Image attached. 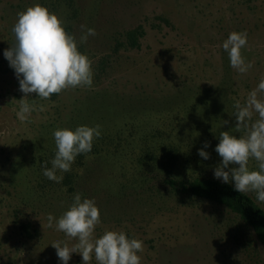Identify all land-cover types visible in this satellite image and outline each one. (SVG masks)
<instances>
[{
    "label": "rangeland",
    "instance_id": "1",
    "mask_svg": "<svg viewBox=\"0 0 264 264\" xmlns=\"http://www.w3.org/2000/svg\"><path fill=\"white\" fill-rule=\"evenodd\" d=\"M36 3L77 40L81 25L95 29L79 45L93 84L48 99L32 93L35 108L21 122L24 94L3 52L14 44L17 13ZM138 27L145 34L133 46L128 32ZM233 31L247 33L245 73L220 46ZM262 77L264 0H0V264H60L51 243L77 241L47 217L62 215L76 192L100 210L94 236L122 230L142 241L140 264H264L263 246L236 213L165 182L214 178L219 133L235 123L233 101L243 103ZM97 124L92 150L76 156L61 182L47 179L53 130ZM205 142L207 160L197 153ZM68 264H82L80 254Z\"/></svg>",
    "mask_w": 264,
    "mask_h": 264
},
{
    "label": "clouds",
    "instance_id": "2",
    "mask_svg": "<svg viewBox=\"0 0 264 264\" xmlns=\"http://www.w3.org/2000/svg\"><path fill=\"white\" fill-rule=\"evenodd\" d=\"M79 40L66 31L63 21L47 7L36 3L17 13L11 32L14 44L3 52L9 67L18 80V90L23 97L18 101L16 118L28 121L35 105L29 102L32 93L36 99H48L69 87L92 86L93 70L91 59L79 50V45L94 36L95 29L81 25ZM247 44V33L230 32L222 41L221 48L227 53L229 66L245 73L251 62L242 55ZM235 123L229 131H220L214 151L221 158L213 169V177L230 184L236 192L255 193L258 202H264V77L251 89L243 103L233 101ZM255 117V118H253ZM228 121H224L227 124ZM240 133L233 134L232 130ZM101 126L78 125L72 128H56L52 132L55 144L51 167L43 168L42 174L57 183L63 173L70 170L79 154L92 150L94 139L101 136ZM209 143L197 149L204 160L210 154L205 151ZM257 163L256 169L248 167L249 160ZM60 175H57V172ZM101 213L94 199L82 198L79 192L59 217L48 214V226L62 231L66 237L75 238L69 247L62 241H54L60 264H68L72 253H79L82 264L95 259L97 264H140L142 241L129 237L124 231L106 230L94 236L95 226L101 223Z\"/></svg>",
    "mask_w": 264,
    "mask_h": 264
},
{
    "label": "trees",
    "instance_id": "3",
    "mask_svg": "<svg viewBox=\"0 0 264 264\" xmlns=\"http://www.w3.org/2000/svg\"><path fill=\"white\" fill-rule=\"evenodd\" d=\"M145 31L138 27L128 32L133 46H138V40ZM165 182L175 190L213 201L236 213L240 220L249 227L257 241L264 248V208L247 193L236 192L230 184L212 177H193L190 179H166ZM29 224H23L27 230Z\"/></svg>",
    "mask_w": 264,
    "mask_h": 264
}]
</instances>
